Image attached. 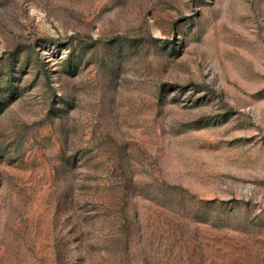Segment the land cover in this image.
Masks as SVG:
<instances>
[{"label":"rangeland","instance_id":"1","mask_svg":"<svg viewBox=\"0 0 264 264\" xmlns=\"http://www.w3.org/2000/svg\"><path fill=\"white\" fill-rule=\"evenodd\" d=\"M0 264H264V0H0Z\"/></svg>","mask_w":264,"mask_h":264}]
</instances>
